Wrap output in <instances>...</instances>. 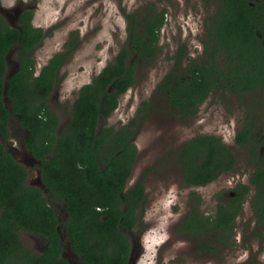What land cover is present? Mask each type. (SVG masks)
Here are the masks:
<instances>
[{"label":"trees","instance_id":"obj_1","mask_svg":"<svg viewBox=\"0 0 264 264\" xmlns=\"http://www.w3.org/2000/svg\"><path fill=\"white\" fill-rule=\"evenodd\" d=\"M211 1L215 10L204 21L203 53L197 58L187 56L184 62L186 46L180 45L173 66L152 93V97L161 95L168 109L181 118H192L214 90L248 98L264 93V0ZM165 12L151 4L124 11L126 41L90 82L79 87L69 106L58 105L67 116L62 124L49 96L59 82V70L79 44L77 31H70L63 50L37 72L33 53L51 30L33 25L29 7L19 13L16 26L0 15V264H72L62 256L60 224L82 264H128L132 252L128 234L138 222L137 210L146 195L142 180L130 188L126 184L137 155L135 136L151 111V100L143 101L137 116L118 128L99 127V122L136 82L139 62H155ZM11 52H16L12 68L7 61ZM10 70L14 72L6 77ZM247 112L235 141L239 145L251 141L249 152L256 155L250 181L256 187L251 206L258 226L264 225V118L256 134L252 111ZM12 116L25 130L26 151L39 162L42 188L28 184L27 169L5 144ZM260 136L261 154L255 142ZM235 160L221 137L198 134L182 144L175 162L187 185H205L231 170ZM248 190L246 185L235 188L234 196L218 201L214 211L206 214L192 193L191 207L177 232L196 239L204 251L213 250L208 244L211 238H216L217 246L229 244ZM50 199L63 204L67 217L62 223ZM257 226L252 235L264 237V226ZM20 230L41 236L43 251L35 253L25 245Z\"/></svg>","mask_w":264,"mask_h":264},{"label":"rangeland","instance_id":"obj_2","mask_svg":"<svg viewBox=\"0 0 264 264\" xmlns=\"http://www.w3.org/2000/svg\"><path fill=\"white\" fill-rule=\"evenodd\" d=\"M150 4L157 10L166 11L160 30V53L152 64L139 62L135 84L118 97L117 107L99 122V127L118 128L137 115L136 111L143 101L151 100V111L139 125L135 136L137 157L126 184V188H130L136 181L142 180L146 195L145 203L137 210L138 222L133 232L128 234L132 247L128 264H264L261 243L250 237L248 208L236 218L229 244L217 246L216 238H211L208 241L213 247L211 251L200 250L196 239L177 232L178 223L191 207L192 193L199 201L200 210L205 214L211 213L217 202L225 199L227 182L232 175H236V172L225 173L202 186L187 185L175 162L182 144L198 134L222 137L240 161L239 171L243 168L241 161L245 160L248 149L247 144L235 147L234 132L243 124L248 109L252 111L250 117L257 121L254 128L257 134L261 132L264 118L262 92L248 98L230 90L211 91L198 105L192 118L176 116L165 105L161 95L152 97L158 82L173 66L172 57L180 44L186 45L188 54L197 56L200 53L205 33L204 21L215 10L213 1L0 0V14L8 23L16 24L14 8L28 5L33 12V25L51 30V34L43 38L33 53L37 72L54 53L63 50L70 31H77L79 44L59 70V82L49 96V104L62 124L67 116L58 105L69 106L79 87L90 82L126 41L128 33L124 11L131 12ZM15 59L16 52H11L7 60L11 68ZM9 131L10 137L5 141L8 150L27 169L28 184L40 187L37 163L23 145L26 133L19 126L16 116L10 119ZM49 203L60 222L65 221L67 214L63 204L58 199H50ZM61 227L60 224L64 243L62 256L74 264H82L70 250ZM18 235L35 253L43 251L45 240L41 236L25 230H20Z\"/></svg>","mask_w":264,"mask_h":264},{"label":"flooded vegetation","instance_id":"obj_3","mask_svg":"<svg viewBox=\"0 0 264 264\" xmlns=\"http://www.w3.org/2000/svg\"><path fill=\"white\" fill-rule=\"evenodd\" d=\"M25 7H29V8H31V6H28V5H24V6H21V7H19V8H14L15 9V11H14V14H15V16H16V21H17V16L19 15V13L23 10V9H25ZM2 8H1V6H0V10H1ZM13 9V8H12ZM1 15V14H0ZM33 18V17H32ZM32 21V20H31ZM203 38V37H202ZM264 42V41H263ZM180 45H183V44H180ZM179 45V46H180ZM185 45V44H184ZM179 46L176 48V50H175V52L174 53H176V51L178 50V48H179ZM186 46V45H185ZM203 51H204V46H203V43H202V39H201V51H200V53L197 55V56H193V55H191V54H188V51H187V48H186V55H185V58H184V62H187V56H191V57H193V58H197L200 54H202L203 53ZM175 55V54H174ZM173 59V58H172ZM173 63H174V59H173ZM173 63H172V65H173ZM172 67V66H171ZM171 69V68H170ZM168 72H169V70H168ZM167 72V73H168ZM166 73V74H167ZM165 74V75H166ZM164 75V76H165ZM163 76V77H164ZM163 79V78H162ZM161 79V80H162ZM160 80V81H161ZM159 83V82H158ZM135 84V83H134ZM133 84V85H134ZM132 85V86H133ZM158 85V84H157ZM110 90H111V88H110ZM155 90V89H154ZM154 92V91H153ZM211 93V92H210ZM234 94H236V93H234ZM236 95H238V94H236ZM140 106H141V104H140ZM139 106V107H140ZM139 107H138V109H139ZM138 109H137V111H138ZM137 111H136V113H137ZM261 113V112H260ZM137 116V115H136ZM135 116V117H136ZM132 119V118H131ZM260 121H261V118H260ZM244 122H245V120H244ZM244 122H243V124L234 132V135H233V144L235 145V147H240V146H245L246 144H247V149H248V152H247V154H246V156H245V160H243V161H241V166H243V168H241L239 171H238V165H240V163L238 164V162H240L239 160H238V158L236 157V154H235V152H233V154L235 155V157H236V160H235V164H234V167L231 169V170H229L228 172H226V173H228V174H234L235 172H236V175H232L231 176V179H229V181L227 182V186H226V188H228L227 190H224V194L226 195V197H225V199L224 200H222V201H226V199L229 197V196H234L235 195V192H234V189L235 188H242L243 187V185H246V186H248V188H249V190H248V192H247V194L244 196V199H243V203H242V210H241V213L242 212H244V209H246V208H248L249 210H250V215H249V217H248V221H249V225H251V230H250V234H251V238H255V239H257L260 243H261V250L264 252V237H262L261 236V238L260 237H255V236H253L252 235V232H253V230H254V227L255 226H257V221H256V219H255V217H254V213H253V209H252V206H251V200H252V198H253V195H254V193L256 192V187H255V185L254 184H252L251 183V181H250V178H251V173H253L254 172V167L256 166V164H257V159H256V155L254 154V153H251V152H249V145L251 144V141L250 142H246L245 144H243V145H239L236 141H235V136H236V134H237V132L239 131V129H241L242 127H243V125H244ZM253 122H254V127H253V129L255 128V126H256V120H253ZM260 131V130H259ZM256 133V132H255ZM257 134V133H256ZM222 138V137H221ZM222 141H223V139H222ZM224 142V141H223ZM255 142H256V145H257V150L259 151V153L261 154V136L259 137V138H257L256 140H255ZM227 144V143H226ZM24 145V144H23ZM229 145V144H228ZM256 145H255V147H256ZM230 147V146H229ZM231 148V147H230ZM232 149V148H231ZM260 156V155H259ZM136 157H137V155H136ZM249 157H251L252 159H251V161L249 160ZM36 163H37V169H38V176H39V162L36 160V159H34L33 157H31ZM234 169V170H233ZM237 169V170H236ZM242 171H246V172H244V174H243V172ZM223 174H225V173H223ZM223 174H221V175H223ZM220 175V176H221ZM216 179H218V177L216 178ZM216 179H214V180H216ZM210 183V182H209ZM207 184V183H206ZM229 184V185H228ZM190 186H196V185H190ZM198 186H202V185H198ZM44 188V187H43ZM240 215V214H239ZM263 224H261V225H258L257 227H258V229H262L263 228ZM233 229H234V227H233ZM249 229V228H248ZM44 247H45V244H44ZM132 253V252H131ZM131 257V256H130ZM70 260V259H69ZM72 263V262H71ZM72 264H74V263H72Z\"/></svg>","mask_w":264,"mask_h":264},{"label":"water","instance_id":"obj_4","mask_svg":"<svg viewBox=\"0 0 264 264\" xmlns=\"http://www.w3.org/2000/svg\"><path fill=\"white\" fill-rule=\"evenodd\" d=\"M9 24H10L11 26H16V24H12V23H9ZM263 46H264V42H263ZM13 72H14V70H10V71L8 72V74H7L6 77L10 76ZM5 83H6V82H5ZM4 90H6V87H5ZM108 90H110V88H109ZM4 101H5V104L8 105V101H9V99L7 98V96L5 95V93H4ZM28 154L30 155L29 152H28ZM30 157H32V156L30 155ZM38 183L40 184V187L42 188V184H41V180H40V177H39V176H38Z\"/></svg>","mask_w":264,"mask_h":264}]
</instances>
